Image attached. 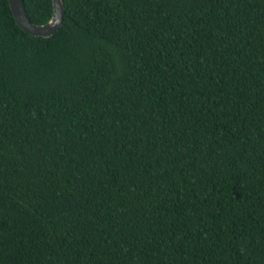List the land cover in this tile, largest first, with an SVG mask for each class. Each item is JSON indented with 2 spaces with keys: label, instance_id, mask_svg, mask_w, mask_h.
I'll return each mask as SVG.
<instances>
[{
  "label": "trees",
  "instance_id": "trees-1",
  "mask_svg": "<svg viewBox=\"0 0 264 264\" xmlns=\"http://www.w3.org/2000/svg\"><path fill=\"white\" fill-rule=\"evenodd\" d=\"M63 3L0 0V264H264V0Z\"/></svg>",
  "mask_w": 264,
  "mask_h": 264
},
{
  "label": "water",
  "instance_id": "water-1",
  "mask_svg": "<svg viewBox=\"0 0 264 264\" xmlns=\"http://www.w3.org/2000/svg\"><path fill=\"white\" fill-rule=\"evenodd\" d=\"M8 4L14 20L28 34L49 37L62 25L65 11L63 0H52V14L44 24H35L30 20L23 0H8Z\"/></svg>",
  "mask_w": 264,
  "mask_h": 264
}]
</instances>
